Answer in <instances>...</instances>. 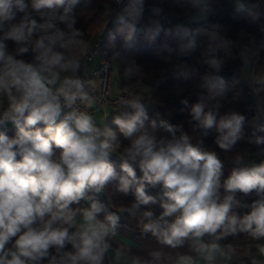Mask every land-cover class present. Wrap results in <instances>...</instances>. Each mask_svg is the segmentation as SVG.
<instances>
[{
    "label": "clouds",
    "instance_id": "clouds-1",
    "mask_svg": "<svg viewBox=\"0 0 264 264\" xmlns=\"http://www.w3.org/2000/svg\"><path fill=\"white\" fill-rule=\"evenodd\" d=\"M78 3L0 0V104L7 100L0 113V264H41L45 259L47 264H103L110 247L106 238L115 234L120 218L89 193L113 183L116 191L134 196L125 209L131 214L141 205L157 203L149 187L162 189V212L157 217L144 211L140 227L162 245L176 249L187 243L197 254L198 259L179 255L176 264L231 261L234 248L219 243L228 236L243 233L253 241L264 240V161L233 167L222 182L218 154L204 150L202 140L193 144L181 125L149 120L141 97L131 91L116 102L118 132L98 127L93 115L80 110L78 105L87 109L95 101L86 90L90 82L79 75L84 41L75 27L73 7ZM29 9L45 22L38 23ZM131 14L142 15L139 0ZM9 40L14 51L6 44ZM216 50L210 45L207 54ZM29 52L30 61L22 58ZM207 63L218 69L221 61L211 58ZM219 107L203 101L192 105V130L204 137L215 131V143L230 151L244 138L245 116L235 111L219 115ZM9 123L17 130L14 137L7 134ZM158 128L168 135L158 138ZM120 136L130 141L122 151ZM250 142L264 144V137L254 135ZM113 154L126 175H119L110 162ZM238 193L256 199L243 203ZM82 200L90 206L73 207ZM237 209L247 211L241 215ZM255 247L264 257V244ZM152 255L160 258V253ZM251 264H264V259L253 257Z\"/></svg>",
    "mask_w": 264,
    "mask_h": 264
},
{
    "label": "trees",
    "instance_id": "trees-1",
    "mask_svg": "<svg viewBox=\"0 0 264 264\" xmlns=\"http://www.w3.org/2000/svg\"><path fill=\"white\" fill-rule=\"evenodd\" d=\"M114 0H85L82 4L73 7L76 18L75 27L82 33L84 49L91 46L98 34L105 32L100 53V61L110 64V75L107 81V90L110 85L111 73L116 77L119 91L134 88L142 79L154 80L153 91L149 99L157 104L155 112H159L164 121L181 125L189 135L195 137L200 134L193 132L195 123L191 119L192 105L203 101L208 107L219 105V115L231 111L245 116L243 126L244 138L236 143L230 151L221 150L215 143L217 133L212 131L204 137V145L210 151H215L223 162V176L221 181L230 174L233 167L251 166L264 161V144L257 145L250 142L255 136L264 137V127L254 124L253 120L260 118L249 89L242 83L240 72L242 63L238 59V45L252 49L257 56L264 58V26L260 25L254 15L239 6L233 0H214L212 5L204 12V18L188 26L176 23V17L195 13L199 10L196 3L190 0H139L142 5V15L134 18L131 9L137 0H126L124 7L113 15L109 25H105L104 16ZM47 13L49 10L42 9ZM62 11V10H61ZM60 14V13H58ZM38 23H44L45 17L39 12L31 13ZM59 27L65 25L54 21ZM190 31L187 33V30ZM215 34L217 39L212 40ZM224 41H228L227 45ZM194 43L195 47L187 46ZM10 51L16 45L13 41H6ZM216 48V52L207 54L208 48ZM188 52V56L180 53ZM181 58L187 65L188 73L172 78L166 69V63ZM30 61L32 53L22 57ZM215 58L221 61L220 67L214 68L208 59ZM137 90V89H136ZM138 91V90H137ZM187 101V105L182 101ZM143 103V102H142ZM154 114H148L149 120ZM156 120V119H155ZM42 127V125H38ZM98 127H108L118 132L112 121L110 123L98 122ZM15 126L8 128V135L14 137ZM157 137L167 136L163 129H157ZM121 151L130 141L120 136ZM58 154L59 150H55ZM242 158L237 165V158ZM119 175H126L121 169V159L117 154L110 157ZM137 178L142 174L136 169ZM159 186L149 187L148 194L155 197L160 195ZM105 193H89L103 203L109 212L123 213L129 218L131 213L125 209L131 208L135 198L116 191L115 183L109 184ZM223 192V189H221ZM237 199L243 203H251L256 197L237 194ZM84 207H89L88 201H81ZM247 209H237L243 214ZM101 213L100 218H103ZM224 240L234 247L253 246L259 241L241 233L228 236ZM67 250H71L69 245ZM47 264V260L41 262Z\"/></svg>",
    "mask_w": 264,
    "mask_h": 264
},
{
    "label": "crops",
    "instance_id": "crops-1",
    "mask_svg": "<svg viewBox=\"0 0 264 264\" xmlns=\"http://www.w3.org/2000/svg\"><path fill=\"white\" fill-rule=\"evenodd\" d=\"M85 0H80L82 4ZM197 4L199 10L195 13L185 15L180 18H175L174 21L181 25L182 23H195L196 21L202 20L204 18V12L209 8L214 0H190ZM233 2L248 11H250L256 21L264 26V0H233ZM30 13L36 12L35 10L29 9ZM238 59L242 63L240 77L242 83L249 89L254 104L261 113L264 109V58L259 57L256 53L245 46L238 45ZM179 56L174 60L168 61L166 63V69L170 77L175 78L188 73V68L185 63L179 61ZM101 63L100 57L95 58L90 64L89 68L93 69ZM117 80L114 74L111 73L110 85L107 90L108 96H113L115 93L120 92L116 86ZM90 84L96 89L100 90L101 81L99 79H91ZM136 89V86H135ZM157 107V104L155 108ZM7 108L6 98L3 103L0 104V113ZM91 115H93L96 123L103 122L102 120V110L96 108L93 104L91 108L85 109ZM260 118L253 120L254 124H260ZM112 122L111 119H107L104 123ZM13 125L8 124L7 128H11ZM195 139V138H194ZM199 140L200 138H196ZM203 139V136H202ZM197 140L192 142L197 144ZM204 142V139H203ZM201 146V145H200ZM203 148V147H202ZM160 195L157 196V203L153 205H141L135 214L127 219L124 217L123 213H118L119 224L115 230L114 235L107 237V242L110 245L108 251L104 256L103 264H134V261L139 260V264H176V259L179 255L187 254L198 259L197 254L190 250L189 245L186 243L183 247L172 249L166 245H162L157 242L156 238L150 233H143L140 227V220L142 219V214L144 211H152L155 216H159L162 212L160 207V199L162 198V190H160ZM73 207H84L81 202L79 205H73ZM102 219V218H101ZM171 219V218H170ZM209 241L210 237L204 238ZM219 243L222 246L231 245L226 240H220ZM258 243L264 244V240ZM256 245V244H255ZM253 246H240L234 247L235 254L233 255L231 261L218 260L217 264H251V259L256 257L258 259H264L261 257L255 247ZM153 253H160V258L155 259ZM199 264H204L201 260Z\"/></svg>",
    "mask_w": 264,
    "mask_h": 264
},
{
    "label": "built area",
    "instance_id": "built-area-1",
    "mask_svg": "<svg viewBox=\"0 0 264 264\" xmlns=\"http://www.w3.org/2000/svg\"><path fill=\"white\" fill-rule=\"evenodd\" d=\"M126 3V0H114L112 6L106 10L104 16L105 25H109L111 22L113 15L121 10ZM105 32L102 31L98 34L94 42L91 46L85 48L81 53V63L82 67L79 72L80 77L86 82H90L91 79H99L101 81L100 90L96 91V89L89 83L87 87V91L94 98V106L102 110V120L106 122L108 119V113H113L116 115L120 114V111L117 109L116 102L120 96L127 97L128 92L131 91L135 95H139L142 100L141 94L134 88L126 89L120 92L115 93L113 96L107 95V81L110 75V64L106 62H101L98 66L91 69L89 68V64L98 57L101 53L102 43L104 41ZM80 110H85L84 105H78ZM5 110V109H4ZM3 110V111H4ZM2 111V112H3ZM1 112V113H2ZM155 119L157 122L163 120L161 114L156 112ZM260 124L264 127V109L261 111L260 116ZM160 129V128H158ZM100 193H105L103 190Z\"/></svg>",
    "mask_w": 264,
    "mask_h": 264
},
{
    "label": "rangeland",
    "instance_id": "rangeland-1",
    "mask_svg": "<svg viewBox=\"0 0 264 264\" xmlns=\"http://www.w3.org/2000/svg\"><path fill=\"white\" fill-rule=\"evenodd\" d=\"M189 15V14H188ZM187 16V15H186ZM183 17V16H181ZM176 18H180V17H176ZM184 24V26H188L190 23H182ZM190 31V29L187 30V33ZM180 55L183 56H188V52H182V54L180 53ZM98 57H100V55H98ZM179 61H181V58L179 59ZM182 63H184V61H181ZM155 81L154 80H148V79H142L141 81H139L136 84V89L138 90V92L141 94L142 96V102L146 108L147 111V115L148 114H154L153 118L155 117L156 112L155 110V106L156 103L151 101L149 99V97L151 96V93L153 91L154 85H155ZM116 116V114L113 113H108V119H111L113 121V117ZM155 119V118H154ZM195 138V139H194ZM196 138H200L199 140H197ZM195 140H197V142L199 141H203L202 139V135L198 134L195 137H193L192 142H194ZM201 147H203L204 150L210 151L209 149H207L204 145V142H202V144H200Z\"/></svg>",
    "mask_w": 264,
    "mask_h": 264
}]
</instances>
